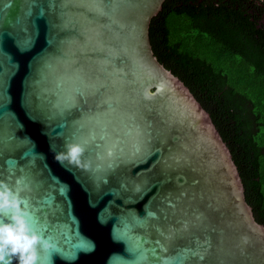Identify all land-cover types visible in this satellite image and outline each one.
I'll list each match as a JSON object with an SVG mask.
<instances>
[{
    "label": "water",
    "instance_id": "1",
    "mask_svg": "<svg viewBox=\"0 0 264 264\" xmlns=\"http://www.w3.org/2000/svg\"><path fill=\"white\" fill-rule=\"evenodd\" d=\"M164 1L0 0V182L39 264H264L228 146L153 53Z\"/></svg>",
    "mask_w": 264,
    "mask_h": 264
},
{
    "label": "trees",
    "instance_id": "2",
    "mask_svg": "<svg viewBox=\"0 0 264 264\" xmlns=\"http://www.w3.org/2000/svg\"><path fill=\"white\" fill-rule=\"evenodd\" d=\"M149 39L210 114L264 225V0H165Z\"/></svg>",
    "mask_w": 264,
    "mask_h": 264
},
{
    "label": "clouds",
    "instance_id": "3",
    "mask_svg": "<svg viewBox=\"0 0 264 264\" xmlns=\"http://www.w3.org/2000/svg\"><path fill=\"white\" fill-rule=\"evenodd\" d=\"M85 149L77 144H65V152L57 158L81 166ZM86 167V165H85ZM23 201L7 184L0 182V264H39L38 249L50 244L32 231Z\"/></svg>",
    "mask_w": 264,
    "mask_h": 264
},
{
    "label": "snow or ice",
    "instance_id": "4",
    "mask_svg": "<svg viewBox=\"0 0 264 264\" xmlns=\"http://www.w3.org/2000/svg\"><path fill=\"white\" fill-rule=\"evenodd\" d=\"M161 264H168V261L161 259Z\"/></svg>",
    "mask_w": 264,
    "mask_h": 264
}]
</instances>
